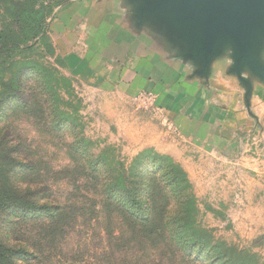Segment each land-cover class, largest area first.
<instances>
[{
    "label": "rangeland",
    "instance_id": "rangeland-1",
    "mask_svg": "<svg viewBox=\"0 0 264 264\" xmlns=\"http://www.w3.org/2000/svg\"><path fill=\"white\" fill-rule=\"evenodd\" d=\"M260 2L247 56L234 43L221 53L240 116L183 139L159 124L151 95L132 97L116 76L136 62L94 60L92 0H36L41 29L15 25L19 39L0 55V247L10 250L0 264H146L145 232L123 211L143 217L153 189L164 242L188 262L264 264ZM9 5L0 0V28ZM200 62L195 73L207 76L210 61Z\"/></svg>",
    "mask_w": 264,
    "mask_h": 264
},
{
    "label": "crops",
    "instance_id": "crops-1",
    "mask_svg": "<svg viewBox=\"0 0 264 264\" xmlns=\"http://www.w3.org/2000/svg\"><path fill=\"white\" fill-rule=\"evenodd\" d=\"M92 2L88 18L94 39L100 41L94 44L101 54L94 60L136 62L134 67L118 68L116 76L128 77L127 92L132 97L142 92L152 96L162 127L177 130L183 139H192L201 127L206 129L207 121L220 125L225 123L224 118L229 122L231 117L240 116L235 111L241 99L239 88L229 90L232 75L228 76L227 68L222 66L221 53H230L227 42L217 44L210 58L209 74L200 77L195 73L201 59L195 56L194 34L182 33L173 20L164 18L163 12L142 14L140 0L130 5L128 0ZM72 8L62 15L70 14Z\"/></svg>",
    "mask_w": 264,
    "mask_h": 264
},
{
    "label": "water",
    "instance_id": "water-1",
    "mask_svg": "<svg viewBox=\"0 0 264 264\" xmlns=\"http://www.w3.org/2000/svg\"><path fill=\"white\" fill-rule=\"evenodd\" d=\"M140 1L142 14L163 12L164 18L173 20L182 33L189 31L194 34L197 40L195 56L202 62L210 61L217 44L224 41L229 45L234 43L237 49L243 51L239 54L240 58L246 57V30L255 25L260 17V0Z\"/></svg>",
    "mask_w": 264,
    "mask_h": 264
},
{
    "label": "trees",
    "instance_id": "trees-1",
    "mask_svg": "<svg viewBox=\"0 0 264 264\" xmlns=\"http://www.w3.org/2000/svg\"><path fill=\"white\" fill-rule=\"evenodd\" d=\"M31 5L27 6V4ZM36 0H25V1H11L10 5L6 10H8L9 16L11 17V23L4 24L0 28V55L7 53V47H15L17 40L19 39L20 30H17L15 25H22L25 30H29L28 26H32L29 31H33L36 28L41 29V24L43 22L42 18L39 15V11L35 8ZM27 6V7H26ZM25 7V8H23ZM156 191L153 189L151 191V200L148 213L144 214L143 217L139 216L138 212L132 210V213L129 212L131 208L123 211V214H126V219L132 224V230L138 231L143 230L145 232V246L148 261L146 264H163L167 260L170 264H175L176 259L180 262V259L185 258V263L182 264H196L195 262H188V252L183 247H173L169 245L168 242H164L166 239L165 228L162 226V221L158 218V204L155 198ZM102 208H105V204L102 202ZM121 227V224L117 225ZM228 250V249H225ZM6 254H1L0 256L7 258V253L10 250L0 247V252ZM167 254V255H166ZM249 257L248 254L246 255ZM161 257H164L163 259ZM245 264L244 259H240ZM222 264H238L233 263L231 259L228 261L222 260ZM202 264V263H197ZM214 264H219L218 262ZM249 264V263H248Z\"/></svg>",
    "mask_w": 264,
    "mask_h": 264
},
{
    "label": "built area",
    "instance_id": "built-area-1",
    "mask_svg": "<svg viewBox=\"0 0 264 264\" xmlns=\"http://www.w3.org/2000/svg\"><path fill=\"white\" fill-rule=\"evenodd\" d=\"M143 97H145V98H147L148 100H149V98H150V96L148 95V94H144V95H142Z\"/></svg>",
    "mask_w": 264,
    "mask_h": 264
}]
</instances>
